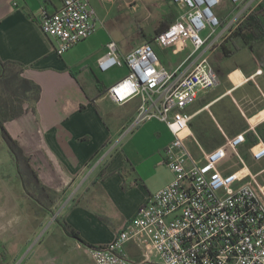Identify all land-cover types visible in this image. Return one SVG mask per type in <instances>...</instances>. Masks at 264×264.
Here are the masks:
<instances>
[{"label": "crops", "instance_id": "obj_1", "mask_svg": "<svg viewBox=\"0 0 264 264\" xmlns=\"http://www.w3.org/2000/svg\"><path fill=\"white\" fill-rule=\"evenodd\" d=\"M89 1L95 9L97 0ZM263 1L256 0L254 8ZM63 2L0 0V58L23 64V77L42 89L36 111L7 122L6 129L29 157L41 184L58 194L52 210L42 208L26 195L12 158L0 161V264H85L82 255L89 256V245L110 243L150 196L174 180L164 163L174 139L168 127L152 119L128 138L124 133L141 99L117 104L106 94L111 85L101 77L105 72L99 69V60L111 41L117 43L122 57L140 46L131 41L129 27L126 36L119 25L108 27L106 21L107 29L98 27L89 39L59 56L57 41L44 34L39 17L42 7L54 14ZM119 7L111 2L103 20ZM238 40L231 57L223 58L220 47L210 55L221 83L202 92L184 113L193 115V137L185 141L195 143L198 158L200 147L210 152L224 146L225 135H244L238 147L244 164L230 147L219 163L224 176L244 170L237 175L242 177L264 169L256 136L257 132L264 143V41L250 47ZM181 51L168 64L157 54L164 67L188 70L195 61V57L188 59L193 51ZM128 73L127 68L120 78ZM213 133L219 141L207 138ZM225 159L230 165L221 169ZM259 181L264 184V177ZM63 222L79 232L85 243L68 236Z\"/></svg>", "mask_w": 264, "mask_h": 264}, {"label": "built area", "instance_id": "obj_2", "mask_svg": "<svg viewBox=\"0 0 264 264\" xmlns=\"http://www.w3.org/2000/svg\"><path fill=\"white\" fill-rule=\"evenodd\" d=\"M229 1L234 8L229 16L221 17L216 8L222 0H171L176 20L156 42L162 48L191 42L194 49L188 59L195 57V61L188 70L164 67L150 44L136 47L125 57L119 54L116 42L107 44L99 69L107 72L126 66L129 73L106 94L117 104L141 99L124 135L146 121L163 122L174 137L164 162L174 180L150 196L110 243L87 247L95 264H264V184L259 181L264 169L242 177L237 175L244 170L230 176L219 170L226 147L244 164L238 151L244 135H225L224 146L210 152L199 146L200 158L185 141L193 137V115L185 114V108L221 83L210 55L255 9L256 0ZM39 23L44 34L57 41V55L63 56L94 35L100 19L89 0H64L54 14L42 7ZM256 136L261 143L257 156L263 157L264 143L257 132ZM130 247L140 255L132 256Z\"/></svg>", "mask_w": 264, "mask_h": 264}, {"label": "trees", "instance_id": "obj_3", "mask_svg": "<svg viewBox=\"0 0 264 264\" xmlns=\"http://www.w3.org/2000/svg\"><path fill=\"white\" fill-rule=\"evenodd\" d=\"M166 20L155 31V35H145L147 43L152 45L154 49L161 48L156 42L157 36L166 30L176 18L174 15L169 14ZM237 39L241 40L243 45L250 47L264 41V1L221 44L220 51L223 58H229L233 55L237 49L235 42ZM24 71L25 66L23 64L14 61H3L0 58V136L7 146L26 195L35 199L36 203L42 208L52 210L58 200V194L41 184L37 173L30 164L29 157L26 156L22 147L6 129L7 122L21 117L29 110L35 112L36 105L41 97V87L35 82L24 78ZM249 137H251V134ZM62 226L68 236L85 243L81 239L79 232L69 224L63 222Z\"/></svg>", "mask_w": 264, "mask_h": 264}, {"label": "rangeland", "instance_id": "obj_4", "mask_svg": "<svg viewBox=\"0 0 264 264\" xmlns=\"http://www.w3.org/2000/svg\"><path fill=\"white\" fill-rule=\"evenodd\" d=\"M115 2H118V5H120V7L118 9L114 8L111 16H109L108 19H105V21L103 20L104 14L106 13L105 10L111 7V2H103L104 4H102L97 0V2L94 4L97 13H100L102 15V19L100 18L101 21L99 23V28L102 27L106 21H108L106 26L113 27L119 25L121 30L124 29V34L127 36V30L129 27L131 32V41L134 43V46L148 44L144 34L154 35L155 31L161 26V24L167 21L166 19L169 14L174 15V17L176 18V13L174 11L175 9L171 7L168 0H115ZM232 10L233 5L230 3V1L222 0L221 4L216 8V13L221 17H226L230 15ZM106 26L104 25V27ZM206 35V32L202 33V37H205ZM238 43L241 42L238 40ZM193 49L194 47L192 43L186 42L182 45L178 43L177 45L169 48H157V52L161 58L162 63L168 64L170 60L174 59L175 54L183 52L181 50H187V52L185 53L188 54L189 52H192ZM126 71V67H115L105 73H101V77L108 85L112 86L121 79L120 77H122V75H124ZM145 123L140 125L133 132L129 133L128 138L135 134L140 128H142ZM207 138L218 141L220 139V137L214 133L211 137ZM188 143L187 145L189 146L190 150L198 158L200 156V152L197 149V146L195 145V143H193V141H189ZM9 157L10 156L8 154L7 146L0 136V161L4 162L8 160ZM229 165L230 162L225 159L222 162L221 169H225ZM43 232L44 230L40 232V235L42 237L43 235H45H42ZM68 241L72 242L73 240L71 238H68ZM129 253L132 256L140 255L139 251L133 247L129 248ZM82 260L85 264H95L93 260L87 255H82Z\"/></svg>", "mask_w": 264, "mask_h": 264}]
</instances>
